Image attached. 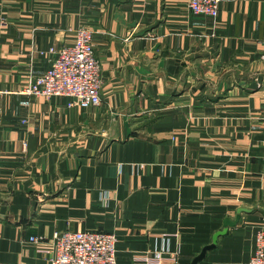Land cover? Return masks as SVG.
I'll return each mask as SVG.
<instances>
[{"label": "crops", "instance_id": "0c3cea01", "mask_svg": "<svg viewBox=\"0 0 264 264\" xmlns=\"http://www.w3.org/2000/svg\"><path fill=\"white\" fill-rule=\"evenodd\" d=\"M80 28L102 103L23 94ZM238 216L198 264H250L264 227V0L217 18L186 0H0L1 262L50 264L56 233L98 230L117 264H191Z\"/></svg>", "mask_w": 264, "mask_h": 264}, {"label": "built area", "instance_id": "2783aa9c", "mask_svg": "<svg viewBox=\"0 0 264 264\" xmlns=\"http://www.w3.org/2000/svg\"><path fill=\"white\" fill-rule=\"evenodd\" d=\"M186 1L195 15L217 18L225 0ZM42 53L53 55L50 66L31 80L23 94L45 98L67 96L72 98L70 106L83 108L102 103V65L95 55L92 31L80 28L73 43L51 47ZM42 240L43 237L32 238L36 243ZM117 241L115 233L98 230L56 233L54 253L48 261L50 264H117ZM0 264L14 263L0 261ZM250 264H264V227L257 234V250Z\"/></svg>", "mask_w": 264, "mask_h": 264}, {"label": "water", "instance_id": "95a60500", "mask_svg": "<svg viewBox=\"0 0 264 264\" xmlns=\"http://www.w3.org/2000/svg\"><path fill=\"white\" fill-rule=\"evenodd\" d=\"M241 212H242V210L239 211V213H241ZM239 220H240L239 216L237 217V219L235 221L226 220L224 223L225 228L223 230L217 232L214 235L213 243L204 247L203 250L201 251V253L193 259L191 264H198L200 261H202L206 257L207 252L216 247V244L218 242L219 237L225 235L228 232L229 227L236 225L239 222Z\"/></svg>", "mask_w": 264, "mask_h": 264}]
</instances>
